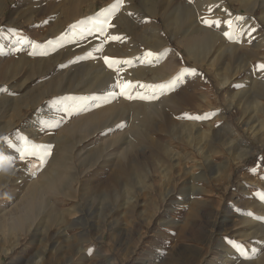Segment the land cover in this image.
<instances>
[{
	"label": "rangeland",
	"instance_id": "rangeland-1",
	"mask_svg": "<svg viewBox=\"0 0 264 264\" xmlns=\"http://www.w3.org/2000/svg\"><path fill=\"white\" fill-rule=\"evenodd\" d=\"M139 1L141 0H123V5L109 19L112 26L106 27L103 34L97 30L98 25L94 24V21L105 19V10L110 9L116 0H94L93 6L89 0L7 1L0 16V143H3V146H0V173L15 171L16 166H20L17 171L24 174L27 171L26 166L33 159L40 161L42 165H36L37 170H42L48 165L56 150V142L53 139L45 142L33 138L25 129L44 105L58 104L53 107L55 110L51 108L58 118L51 125L45 122V134L52 133L56 136L63 132L74 143L81 141L85 132L62 130L74 117L103 109H107V112L99 118V125L110 120L112 123V120L118 117L119 121L112 126L113 129L111 125L104 127L86 137L80 145L77 143L78 148L85 146L88 150L103 152V144L107 145L117 135L123 138H131L134 135L128 131L129 121L126 123V119L133 114L132 109L142 111L143 103L163 101L162 111L173 115L172 118L177 121H182L184 126L177 127L174 134H168L156 120L159 131L151 134V140L162 138L168 146L175 149L174 151L181 152L182 161L192 165L195 164L193 161L197 160L199 166L194 168L190 175H185L182 167L173 166L172 173L170 172L172 175H169L168 180L156 174L149 180L150 189H141L143 183L137 184L134 180L118 187L116 182L109 178V173L115 169L111 161L105 163L103 168L95 167L85 174L83 166L76 161L74 170L81 183L78 199L82 201L80 199L84 193L90 200L87 213L89 207L95 213L90 217L92 242L89 243V249H86L88 252L85 251L87 256L79 257L73 264H222L225 252L215 247V243L207 241L210 230H218V233L222 231L224 240L236 249L240 259L234 258L231 264H264V233H259L263 236L260 238L256 235V239H244L240 238L241 233H235L229 228L232 222H236V230L244 231V214L255 220L252 225L255 232L264 225V112L257 111V119L253 122L254 126L259 123L256 127L262 134L260 138L251 130L245 129L242 121L238 119L236 105L230 110L226 106L229 95H233L237 89L220 83L222 76L227 72L226 61L218 65L201 66L170 34L166 36L168 43L164 44L165 46L155 49L151 42L144 43L142 26L143 23L149 24L150 20L141 21L145 12L138 7ZM72 2H76L77 6L72 10L66 9ZM241 5L239 0L175 1L177 8L184 13L190 12L191 16L187 22L191 26H206L219 33L220 45L227 44L223 46L227 47L226 54L231 51L233 53L229 62L233 66L239 61L241 65L244 64L239 76L245 80L240 81L237 87H245L250 90V96H255L264 94V71L259 69V66L264 64V47L255 45L264 34V8L257 5L254 13H250ZM101 13L105 15H100ZM249 18L251 20L246 22ZM158 20L162 22L161 18ZM204 20H216L221 23L218 27H209ZM225 32L230 35L226 36ZM161 33L162 38H165V32ZM112 36L120 39L112 40ZM109 46L115 47L113 52L118 50V46H123L128 51L127 55L118 56L119 54L111 53L112 51L109 53ZM101 48L102 50H99ZM148 52L153 55L147 56ZM176 54H180L182 59H178ZM105 57L118 61L122 60L120 58H127L130 63H126L124 67L119 64L110 68L104 61ZM127 68L129 75L126 78L129 81L123 80L120 74L122 71L127 72ZM132 70L134 76L130 75ZM118 75L122 81L131 82L133 85L127 90L132 99L120 95V90L113 87ZM190 76L197 77L203 88L199 84L201 87L198 90V83H192ZM91 78L93 83L98 85L95 90L76 87L77 82ZM138 82L152 88L133 90ZM53 85H57L59 92L51 91ZM69 86L71 87L68 89ZM194 86L197 87L193 88ZM113 92L116 95L110 96ZM39 95H43L40 103L29 108L24 106L40 97ZM140 96H146L148 99L138 98ZM215 99H218V106L207 105ZM17 104H20L19 115L14 111ZM222 113L232 115L231 120L233 127L238 131V139L235 140L224 122L218 119ZM49 114L50 112L47 115ZM9 122L11 126L6 128ZM190 122L197 124L196 127L199 128L191 129L188 125ZM187 127L189 133L194 134H189L190 138H187ZM23 138H27L29 147L36 146V154L22 161L19 158V149L25 146ZM135 139H140V136L138 138L137 134ZM135 147L133 152L136 151L141 159L143 154L150 156L147 144L140 142ZM108 148L107 151L114 149ZM243 151L247 154L238 159ZM41 156L45 159L40 160ZM41 170H38V174ZM95 173L97 176L105 174L104 186L108 188L106 196H92L91 179ZM193 174H198L194 183L202 190L205 189L204 192L193 193V188H190L193 184ZM18 185L19 187L10 183L0 187V264H33L28 261L37 253H45V257L50 258L54 242L56 246H65V251L71 255L68 250L69 243L65 241L67 237L55 236V220H49L50 230L42 226L37 231L34 228L28 233L9 231V225L13 222L11 215L18 203L16 195H13L14 191L22 196L27 192L25 182ZM73 193L77 194L76 191ZM130 197L135 199L131 200ZM53 198L52 194L46 195L44 201L48 208L38 212L41 221L48 220V217L54 214L58 215L63 207H68L59 203L57 209L51 210L48 203L54 202ZM101 210L107 213L111 211L105 222L102 217L96 216ZM74 216L62 214V218L67 222ZM225 218L229 221L224 222ZM214 224L217 226L214 227ZM196 230H203V236L197 238L194 234ZM76 232L75 229L70 231V235H73L72 242L78 239ZM34 234H38L37 237ZM103 234L105 237L101 238ZM20 236L22 239L16 245Z\"/></svg>",
	"mask_w": 264,
	"mask_h": 264
},
{
	"label": "bare ground",
	"instance_id": "bare-ground-1",
	"mask_svg": "<svg viewBox=\"0 0 264 264\" xmlns=\"http://www.w3.org/2000/svg\"><path fill=\"white\" fill-rule=\"evenodd\" d=\"M7 1L8 0H0V16L3 14V12L5 10V6L7 4ZM175 1L174 0H164V1L163 0H141V1H139L138 7L145 12L144 16L142 15L143 20L141 19V21H145L146 19L150 20L149 24L143 23L142 41L144 43L145 42H148V43L151 42L150 44H152V47H155V49H156V48H159V47L163 46L164 44L168 43L166 36L170 34L171 37L174 39V41L179 43V45H181L184 48L185 52L186 53L188 52L189 56L192 57L194 60H196L197 63L200 64L201 66H203L204 64H206V65L217 64L218 65V64H221V63L226 61L225 63L228 64V66L226 67L227 72H225V74L222 76L220 83H221V85L227 84L230 87L234 86V88H237L233 95H229L226 106L230 110V109H232V107L234 105H236V110L238 111V114H239L238 119L240 121H242L245 129L251 130L252 132H254V134L257 137L262 138V134L259 132V130H257V127H256L259 123L257 125L255 124L256 126H254L253 122L255 121V119H257V117H256L257 111L262 110L264 112V94L260 93V94H257L255 96H252V95L250 96V94L248 93L250 90H248L247 88L245 89V87H241V88L237 87V84L240 81L245 80L239 76V73L243 70L242 68L244 67V64L241 65L240 61L238 60L239 63H237L236 66H233V64L231 62H229L233 58V55H232L233 53L230 49V51H231L230 54H228V53L226 54V52H227L226 48L227 47L223 48V46H225L227 44L223 43L220 45L219 33L218 32L216 33L215 32L216 30L214 31L213 29H209L206 26L200 27L199 24H198L199 27L191 26L190 23L187 22L188 17L191 16L190 12L184 13L183 10L177 8L175 6ZM234 1H236V0H234ZM239 1L242 3L241 7H243L245 10H247L250 13H254V10L256 9L257 5L264 8V0H239ZM89 3H91L93 6L95 2H94V0H89ZM223 3H222V5H224ZM76 6H77V3L72 2V4L69 7L66 6L67 7L66 9L72 10ZM79 6L81 7V5H79ZM179 7H181V5H179ZM184 8L186 9V7H184ZM191 12H193V11H191ZM227 13H228V11H227ZM139 14H141V13H139ZM263 14H264V12H263ZM224 15H226V14H224ZM192 16H194V15H192ZM262 17L264 19V15ZM158 18L159 19L161 18L162 22H160L158 20ZM249 20H251V19L250 18L247 19L246 22H248ZM250 24H251V22H250ZM161 32H165V38H162L163 36H162ZM263 35L264 34H262L260 41L258 40L259 42H256V44L254 43L255 45H257V47H261V46L264 47V36ZM222 36L224 37V35H222ZM104 43H105V41H104ZM103 45H105V44H103ZM115 47H116V45H115ZM115 47L114 46L113 47H110V46L107 47L109 49V53H110V51H112L111 53H115L117 55L119 54L118 56L127 55L128 51H126V49L123 46H118V48H117L118 50L116 49L117 51L113 52ZM105 51L108 52V50H105ZM228 52H229V50H228ZM133 53L135 54L136 52H133ZM256 53H257V51H256ZM176 56L178 59H182V56L180 54H176ZM256 58H254V59H256ZM120 59H122L121 61H127V58H120ZM259 61H260V59H259ZM257 62L258 61H256V63ZM177 64H179V63L177 62ZM258 64H259V62H258ZM121 65H123V67H124L125 64H121ZM214 67H216V66H214ZM257 67H258V65H257ZM87 68H88V65H87ZM143 69H145V68H143ZM126 71L127 72H124V71L121 72L120 71L121 72L120 73L121 78L125 81L126 80L129 81V79L126 78L129 75L128 68ZM133 72H134V70H132V73L130 71L131 76H134V75H132ZM137 72L138 71H136V73ZM87 73H88V71H87ZM107 75L110 76V74H107ZM140 75L143 76V74H140ZM164 76H165V74H164ZM166 76H167V74H166ZM82 77L80 79H82ZM109 78L112 79V77H109ZM109 78H107V79L110 80ZM190 78H191L190 80H192V83H196V82L198 83V86H199L197 88L198 90L200 89L201 86L203 88V85L200 84L201 81L198 80L197 77L190 76ZM75 81H76V79H75ZM263 83H262V88H264ZM72 85H73V83H72ZM141 85H144V84L142 82L136 83L135 88L133 90H136V89L144 90L145 87H141ZM56 86L57 85H53L51 87V88H53L51 91H55V93L59 92V91H57ZM77 86H81V88L83 90H85V89L86 90H95L98 87V85L96 83H93L92 78L89 80L85 79V81H82V82H77L76 87ZM70 87L71 86H69L68 89ZM196 87L197 86H194L193 88H196ZM58 88H59V86H58ZM150 88H152V87H150ZM68 89H66V91H68ZM149 90H147V91H149ZM154 91H157V90H154ZM42 96L36 97V99H34V101H32L31 103H26V104L23 103V104L26 108H29L30 106L37 105L38 103L41 102ZM163 100H165V99H163ZM167 100L168 99H166V101ZM18 105H20V104H17L16 107L14 106V111H15L16 115H19V113H21L20 107H18ZM57 105L58 104L55 103V104H51V105L42 106V108L39 111V113L37 114V116L33 119V122H31V124H29L25 128L26 131L28 133H30V135L33 138L36 137V138H38L42 141H45V142L49 139H51V140L53 139L56 142V144H57L56 148H55L56 150L54 151L52 158L50 159L48 165H46L45 168H43L42 170L38 169V170H41V172L38 174V170H37L36 165H38L40 163V161L33 159V160H30L28 165L26 164L27 165L26 166L27 171L24 174L17 171L20 166H16L15 171L14 170L2 171L0 173V187L2 185L4 186V185L10 184V183L12 185H15V186L17 185L19 187L18 184L20 182H23V183L25 182V184L27 186V192L25 194H23V196L20 195V193L16 194L17 191L16 192L14 191L13 195H16L15 199H18L17 200L18 203H17V206L15 208V212L12 213V215H11L13 222L9 225V231L10 232L28 233V232L32 231L34 228L37 231V229H39L42 226H44L48 230L49 229V225H48L49 220H50V222H53L55 220L54 225L57 227V229H56L57 231L55 233V236L57 235V236H61L64 238L67 237L65 239V241L69 243L68 250L71 253V255H69L68 252L65 251L66 250L65 246H56V242H54L53 245L54 244L55 245L51 249L52 250L51 251L52 252L51 257L46 258L45 253H41V254L37 253V255H35L34 257H32L28 261V262H33V264H73L74 262L78 261L79 257H86L87 256L86 252H88V251H86V249L88 248V246L90 247L89 243L92 242V235L90 234V227L92 224H91L90 217L92 216V214L95 213V211L94 212L91 211V208L89 207L88 213H87V206H88V203L90 200L87 199V197L85 196L84 193L81 195L80 200H82V201H79V199H78L80 188H81V183H79V178L77 176V173L74 170L76 167L75 166L76 161H78L80 163V165L83 166V169H84L83 173L84 174L88 170H92L95 167L103 168L105 163H107L108 161L109 162L111 161V162H113L115 169H113V171H111L109 173V178L112 179L113 181H115L116 184L118 185V187H122V185H125L126 183H128V181L131 182L134 180L135 182H137V184L140 182L143 183V186L140 187L141 189H145V188L150 189L151 185L149 184V180L152 176H154L156 174L163 176V178H165V180H168L169 175L172 173L171 169L173 168V166L182 167L181 168L183 170L182 172L185 175H188V174L190 175V172H193V169L197 168L199 166V163L197 160H194L193 162L195 164H192V165H190L189 163H187L185 161H182V157L180 154L181 152L179 150H178L179 152L174 151L175 149L168 146L167 143L162 138H158L155 141L151 140V134L159 131L158 130L159 126L157 127L158 123L157 122L155 123L156 120H158V122L161 123L159 125H162L161 127H164L163 131H165L168 134L169 133L174 134L177 130V127L183 128V126H184L182 124V121L179 122L180 120L177 121L176 118L175 119H174V117L172 118L173 115L170 116L168 114V112L165 113L162 111L163 101H155V102L146 103V104L143 103L144 109L142 111L139 109H132V113H133L132 116L126 119V123H128L127 120L129 121V130L128 131L132 132L136 136V138H137V134H138V138L140 136V139H138V140L135 139L134 135H132V137L130 136L131 138H128V137L123 138V137H121V136L119 137L117 135L116 137H114L112 139L111 142H109L110 144L109 143L107 145L103 144L104 145V151L103 152H101L100 150H95V151H92L91 149L88 150L85 146L78 148L77 143L80 145V142L83 143V141H85L86 137H88V136H90L96 132H99L104 127L111 125V128H112V126H114L119 121L117 119L118 117H115L112 120V123L110 120V122L109 121L103 122L102 125H99L97 122H98L99 118L103 115V113L107 112V109H103V111H101V110L95 111V112H92V113H89V114H86L83 116H79V117L77 116L76 118L74 117L68 124H65L66 127H64L62 129L65 131L67 130L68 132L69 131L73 132L76 130H79L81 132H85V136L81 139V141H77L74 143L73 141L70 140V137L65 135L63 132L61 135L56 134V136L52 135V133L45 134L46 132H44V130L46 128L45 122H48V125H51V123L55 122V120H57V118H58L57 115H55L56 112L54 113L55 109L53 108V107H57ZM207 105L211 106V107L218 106L219 105L218 99H215L212 102L209 101V103ZM51 108H53L54 110ZM49 112H50V114L47 115ZM231 116H232L231 114H229V115L223 114V115H219L218 119L220 121L224 122V125L226 126V128L229 129V131L231 132V135H233V137H235V140H236V139H238L236 136L238 134V131L233 127ZM239 123H241V122H239ZM186 124H188V123H186ZM208 124H210V123H208ZM188 125L191 129L197 128L196 127L197 124H195V123H191ZM10 126H11V123L9 122L6 128H9ZM127 126H128V124H127ZM165 129H167V131ZM184 131H186V129ZM189 132L190 131L188 130V127H187V131H186L187 135L192 134V132L191 133H189ZM195 133H196V131H195ZM204 133H205V131H204ZM172 134H170V135H172ZM27 135H29V134H27ZM192 135H194V134H192ZM178 136H176V137L178 138ZM173 137H175V135ZM195 137H196V135H195ZM199 137H200V135H199ZM187 138H190V135ZM122 140H125V141H122ZM72 142H73V144H72ZM140 142L147 144V147H149V149H150V156H146L145 154H143V157L141 159V156L139 154H137L136 151L133 152V150L136 148L135 146L138 145V143H140ZM182 144H184V143H182ZM190 144H192V143H190ZM193 144H194V142H193ZM0 146H3V143H0ZM108 147L111 148L110 150H112L113 148L114 149L112 151H107L109 149ZM199 149H201V148H199ZM201 152H202V150H201ZM246 154H247V152L243 151L241 153V155L238 157V159L243 158ZM44 159H45V157L41 156L40 160H44ZM168 162L171 164H168ZM40 165H41V163H40ZM16 171H17V174L15 173ZM197 175L193 176V178H192L193 184H192V186L190 185L191 186L190 188H193L192 189L193 193H202L205 191V189L202 190L201 187L195 185L196 183H194V178H195V181H197L196 180V178H198ZM105 181H106L105 174L104 175L98 174V176L96 175V173L93 174L92 179H91V183H92L91 191H92L93 197L99 196V195L106 196L108 194V188L106 186H104L106 183ZM84 190L85 189L83 188L82 191H84ZM75 191L77 192V194L73 195L74 194L73 192H75ZM47 194L48 195L52 194V197L54 196L53 199H55L56 201H60V202H56L55 200H53L54 202L50 201V204L48 203V205H49V208L51 210L57 209V206L59 203L66 204L68 207H63V210L58 215L54 214L53 216H49L48 220L41 221L40 218H38L39 217L38 212L44 208H48V206L46 207V203L44 201L46 199ZM130 199L132 200L133 197H130ZM131 202H130V204H131ZM94 207H93V209H94ZM263 208H264V206H263ZM96 211H98V209ZM110 212L107 213L106 211L101 210V213L99 212V214L96 216L102 217L103 222H105L107 219V216L110 215ZM64 213H66L69 216H71V215H75V216L72 217V219L69 222H67L64 218H62V214H64ZM227 220L229 221V219L225 218L224 222H226ZM254 221L255 220L252 219V217H250L248 214L247 215L244 214L242 216V222H245V225H246L245 229H243L244 231L238 232L236 230V228H235L236 222H234V223L232 222L231 226L229 228H231V230L234 231L235 233H238V234L241 233L240 238H243V237H244V239L245 238L251 239L253 237L255 238L256 235H259L260 232L264 233V225H261L255 232L252 229L253 228L252 225H253ZM213 226L216 227L217 225L214 224ZM0 228H2V227H0ZM73 229H75L77 231L75 233V236L77 235L76 238H78V239L75 240V242L71 241V238L73 235L72 234L70 235V231ZM210 231H211V233L208 235L207 241L215 243V247L220 248L221 252H223V253L225 252V254L223 255L222 264H231L234 261V258H236V260L240 259L239 258L240 256L237 255V253H236V249L231 247L230 243H228L227 240H224V238L221 236L222 231L220 233L217 232L218 230L217 231L210 230ZM203 232H204L203 230H200V231L196 230L194 234L198 236L197 238H200L203 236ZM37 235L38 234H34L35 237H37ZM263 236L260 234L259 238L263 237ZM104 237L105 236L103 234L101 238H104ZM21 239H22L21 236L19 238H17L16 245H18L20 243ZM35 242H36V240H35ZM247 248H249V247H247ZM92 256H93V254H92ZM239 262H241V261H239ZM214 264H218V263H214Z\"/></svg>",
	"mask_w": 264,
	"mask_h": 264
},
{
	"label": "snow or ice",
	"instance_id": "snow-or-ice-1",
	"mask_svg": "<svg viewBox=\"0 0 264 264\" xmlns=\"http://www.w3.org/2000/svg\"><path fill=\"white\" fill-rule=\"evenodd\" d=\"M122 5H123V0H116L115 4L112 5L110 9L105 10L106 15H105V13L100 14V15H105V19L94 21V24L98 25L97 30L99 32H101V34L104 33L106 27L112 26L109 24V19H110L111 15L114 14L116 11H118ZM203 22L209 27H212V26L218 27L221 23L220 21H216V20H204ZM227 23L229 24V26H231L230 21H228ZM90 34H91V30H90ZM225 35L228 36V35H230V33L225 32ZM110 39L118 40V39H120V37L112 36V37H110ZM99 50H102V48ZM152 55H153L152 52L147 53V56H152ZM104 61L110 68H113L115 65L130 63V61H118V60H114V59H111L108 57H105ZM259 69L261 71H264V64L260 65ZM116 70L119 73V69L117 68ZM113 87L118 88L120 90V92H119L120 95L126 96L129 99L133 98L132 96L128 95V91H127L129 88L133 87V85L131 84V82L122 81L119 78V75L117 76V80H116L115 84L113 85ZM141 87H150V86L149 85H141ZM109 95L115 96L116 93L113 92V93H110ZM138 98L148 99V97H146V96H140ZM188 118H190V119H201V117H188ZM23 139H24V145L25 146L22 147L21 149H19V158L22 161L25 160L26 158H28L29 156H33L36 154V146L32 145L31 147H29L27 138H23Z\"/></svg>",
	"mask_w": 264,
	"mask_h": 264
}]
</instances>
